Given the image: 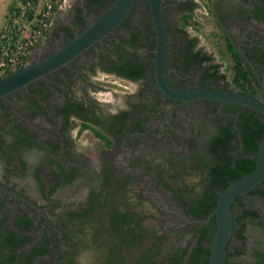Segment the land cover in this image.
Masks as SVG:
<instances>
[{"label": "flooded vegetation", "instance_id": "flooded-vegetation-1", "mask_svg": "<svg viewBox=\"0 0 264 264\" xmlns=\"http://www.w3.org/2000/svg\"><path fill=\"white\" fill-rule=\"evenodd\" d=\"M111 1L63 0L54 12L55 21L51 30L33 47L30 61L63 45ZM161 3L166 34L165 77L170 85L178 88L201 86V75L206 65L219 64L213 53L199 44L198 35L187 28L189 24L180 23L179 16L186 11L191 13V19L199 22L194 15L200 11L214 16L217 26L230 36L239 51L242 64L252 80L245 92L258 98L264 97V0H161ZM134 9L147 15V22L141 30L143 34L136 41L147 47L144 56L128 55L125 50L133 47L122 44V41L114 40V43L110 32L68 63L0 97V264H77L74 254L77 248L84 249L79 243L82 236L94 233L99 238L95 245L103 246L101 238L110 233L108 228L113 214L125 215V219L122 218L125 228L128 223L136 228L138 224L143 225L144 214L132 206L136 200L129 195V184L133 181L131 172L139 171L134 161L144 160L139 158L133 161L131 151L137 146L131 142L140 144L146 135H151L153 139L156 137L162 128L153 131V119L162 117L166 105L170 106L166 110L165 140L178 138L176 136L181 134L179 138L184 142L185 153L193 150L190 145L192 141L199 140L195 137L197 133H204L208 137L223 124L235 133L236 120L241 118L243 111L264 123V116L248 105L215 99L182 101L162 93L154 79V28L149 3L139 0L130 11ZM192 38H196L190 47L192 51L201 48L202 52L211 56L200 65L186 55ZM108 42L114 45L110 47ZM94 47H97V52L93 55L101 54L100 65L105 74L141 82L140 99L132 110L114 111L107 106L110 105L108 101L101 100L103 105L96 101H100L99 98L95 100L86 92V85L91 82L83 78L86 74L81 73L84 68L83 56ZM127 58L143 67L139 76L117 71L115 66ZM231 59L229 55V62L232 63ZM218 72L224 73L220 64ZM80 79L87 82L81 89L82 94L77 89L81 85ZM230 80L225 74L222 82ZM204 85L217 84L209 79ZM193 102L201 103L200 110L195 111ZM178 111L191 118L188 127L177 118ZM117 115L121 116V120L116 121ZM174 124L179 125L180 129H176ZM86 129L102 140L107 157L104 158V151H90L85 148L86 145L84 147L76 142L74 137ZM96 130L108 140L97 134ZM237 133L238 136L231 137L230 145L233 147L228 150L233 156L237 153V146L241 147L242 143L240 131ZM119 137L122 143L121 148L117 149L114 141ZM153 139L150 137L151 141ZM141 166V170L145 171L147 165L141 163ZM96 171L101 172L99 184L87 182L84 187L73 185L80 177L83 178L81 172ZM70 184L72 192L69 191ZM165 189L172 195L170 190ZM263 189L264 178L233 199V214L239 218L227 239L229 254L227 257L224 255L222 264H264ZM176 203L180 205L178 201ZM53 206L56 207L55 211ZM181 208V213L177 209H173V213L181 214L187 225L195 222L204 224L211 215L194 218ZM248 225H257L261 229L262 237L255 243L248 240ZM84 229H88V233ZM196 234L189 228L190 240L178 245L186 247L178 264L186 263ZM11 235H15L16 239L12 249L2 242ZM85 264L93 263L86 261Z\"/></svg>", "mask_w": 264, "mask_h": 264}, {"label": "rangeland", "instance_id": "rangeland-1", "mask_svg": "<svg viewBox=\"0 0 264 264\" xmlns=\"http://www.w3.org/2000/svg\"><path fill=\"white\" fill-rule=\"evenodd\" d=\"M3 1L4 0H0V7H2L0 12L4 11L0 14V27L6 19L7 12L11 8H14L17 3L21 2V0H7L4 7L2 6ZM201 1L203 2V0ZM204 1L208 2V0ZM62 2L63 0L59 1V4L61 5ZM59 4L57 7L60 6ZM176 15L177 13L175 16ZM210 15L211 14H204L203 12L201 13L200 11H197L194 16L199 20V22H195L193 19H190L187 23L189 25H184H187L189 30H193L192 32L198 35L199 44L201 46H205L207 50L213 53L214 58L218 61L223 72L227 75V79H231L232 67L231 62H229L230 53L226 50L223 31L217 26L214 21V16ZM146 16L147 15H144L141 10L137 11V9H134L130 11V13L125 16L123 22H121L112 31L113 42L114 40H117V42L122 41L123 43L124 39L129 38L131 32H141L147 22ZM54 21L55 17L53 16L49 31L51 30ZM112 45H114L112 42H108V46L111 47ZM146 48L145 44L137 42L135 47L131 50H125V52L128 55L141 57L144 56ZM96 50L97 47H94L93 49H90L88 54L83 56L84 68L81 70V73L86 74L83 78H87L91 84H87V82L84 81L85 79H80L81 85L77 86L78 93L82 94L81 89H83L87 84L86 92L95 98V100L99 98L100 101L96 100L97 102L105 105L101 100L108 101L110 105L107 106H110V108L114 111H118L120 109L132 110L135 105L138 104L140 99L139 92L142 87L141 82L127 80L112 74H105V72L101 70V54H96L98 56L93 55L94 52H97ZM30 60L31 56H29V61ZM226 82L227 81H224V83L220 82V84L228 86L229 88L233 87L231 80L227 83ZM192 105L195 106V111L197 109L200 110L201 103L193 102ZM169 106V104L165 106V112L161 118L153 119L154 124H152V130L157 131L158 127L162 128L154 139L151 135H146L141 140L142 143L140 144H137L134 141L131 142L137 146L136 149L131 151V153L133 152L134 154L132 157L133 161L139 158H142L141 160L144 161H134V163L138 165L136 169L139 171L131 172L133 181L129 184V195L136 200L135 203L133 202L132 206L135 210L144 214L143 225L154 229L157 233H162L167 237L165 240L163 239L160 241V247H163L164 250L170 244L173 245V243L177 245L186 244L191 238L189 236V228H191L193 223L189 224V226L183 222L181 214L173 213V209H177L181 213L182 208L176 203L177 200L167 192L165 187H162L160 180H166L170 184L176 186H178L181 182L182 184H194L197 182V184L200 185L198 183L200 179L199 171L196 169L193 159H190L189 154L184 151V142L179 138L181 134L176 136L178 138L165 140V138H167V134L164 130V125L167 118L166 110ZM177 114L179 121H181L185 127H188V122L190 123L191 118L189 119V116L183 114L182 111H178ZM174 125L176 129H180L179 125ZM127 132L129 131L127 130ZM203 134L204 133H202V135ZM150 137L154 141H151ZM74 138L76 142L82 143L84 147L86 145L87 147L85 148L90 151H104L102 140L94 137L89 129L83 130L81 134L78 133V135ZM114 142L117 149L121 148V137L118 139L116 138ZM125 143L129 142L125 141ZM103 154L105 155L104 158L107 157L105 151ZM143 154H145L144 157H142ZM101 159L102 158H100V160ZM124 161L125 160L122 162ZM101 162L99 164H101ZM141 163L147 165V168H144L145 171L141 170ZM81 175L83 178L80 177V180L76 181L74 184L72 183L73 185H81L84 187L87 182L96 184L100 183L101 172H81ZM157 178H159V181ZM81 180L83 181L82 183H80ZM72 184L69 185L70 192L73 191V187H71ZM134 199L130 200L133 201ZM54 208L56 207H52L53 211H55ZM84 232L88 233V229H84ZM246 234L249 236L248 240L251 243H255L262 237L261 229L257 225H248ZM89 236L90 233L88 235L84 234V236H82V241H79V243L84 246V249L77 248L75 254L73 252L77 264H85L86 261H88V263L96 262L99 259L98 257L102 255V251L105 250L103 247L106 244L105 241L107 242V240L104 238L103 246H93L95 249V257H92L93 248L90 245L91 243H88ZM151 241L152 239L149 240V243ZM146 245L148 244L146 243ZM88 247L90 248L88 249Z\"/></svg>", "mask_w": 264, "mask_h": 264}, {"label": "trees", "instance_id": "trees-1", "mask_svg": "<svg viewBox=\"0 0 264 264\" xmlns=\"http://www.w3.org/2000/svg\"><path fill=\"white\" fill-rule=\"evenodd\" d=\"M190 19L191 13L188 11L179 16V20L183 25L187 24ZM222 31L226 50L232 58L231 67L233 71L231 82L236 89L247 91L246 86L250 85L252 81L249 77V72L246 66L242 64L239 51L236 49L230 36L224 30ZM142 34V32H131L130 38L124 39L122 44L135 47L136 41ZM195 41L196 38L190 39L186 55L196 60L198 65H200L203 60H207L211 56L202 52L201 48L192 51L190 47L194 45ZM218 65H206L204 74L201 75V86H206L204 82L213 79L217 85L206 87L221 88L220 85L222 84L220 82L224 83L222 80L225 78V73L218 72ZM115 67L119 72L134 76H139L143 68L130 58H127L123 63ZM229 105L233 108L235 107L233 103H229ZM115 119L116 121L121 120V116L117 115ZM236 124L235 133L223 124L219 125L217 131L208 137L200 135V133L195 135L199 140L194 141V143L192 141L190 146L193 150L188 154L190 159L194 160L196 169L199 171L200 179L198 183L200 185L197 182L194 184H182L181 182L176 186L166 180H160V183L172 192L173 197L190 217L201 218L211 213L204 224L200 222L192 224L191 230H194L197 234L193 248L189 252L185 264H207L210 256V242L216 229L214 209L219 192L230 181L249 173L254 167L258 143L264 132V123L257 117H253L251 113L243 111L241 118L236 120ZM84 125L86 124L84 123ZM239 131L242 143L241 147L237 146V153L233 156L228 151L233 147L230 145V139L231 137L238 136L237 132ZM97 134L102 135L108 140L101 132L97 131ZM251 153H254V155H250ZM157 180L159 181V178ZM261 192L264 194V189ZM124 216V214L120 215L118 213L112 215L110 227L108 228L110 233L104 237L107 240V242L105 241V250L102 251V255L93 264H146L149 262L165 264V261L168 264H178L180 262L186 247H179L173 243L175 247L170 244L164 250L163 247H160V241L167 238L164 234L157 233L154 229L145 227L142 224H138L136 228L134 225L128 223L127 228H125V223L122 220ZM238 218L233 214L232 229L236 227ZM104 238H101V242L103 243ZM97 239L99 240L96 234H90L88 243H91L92 248L97 243ZM150 239L152 241L149 243ZM14 241H16L15 235L5 237L2 240L10 249H12ZM152 248L155 250L152 251ZM228 254L227 247L225 246V257ZM93 255L95 257V250ZM8 263L11 264V262Z\"/></svg>", "mask_w": 264, "mask_h": 264}, {"label": "water", "instance_id": "water-1", "mask_svg": "<svg viewBox=\"0 0 264 264\" xmlns=\"http://www.w3.org/2000/svg\"><path fill=\"white\" fill-rule=\"evenodd\" d=\"M139 0H112L103 11L92 18L63 45L47 55L27 62L21 67L0 76V97L26 85L35 78L68 63L103 37L112 32ZM154 28L153 72L158 88L166 96L182 101L215 99L248 105L264 116V97L258 98L236 88H211L192 86L178 88L170 85L165 77L166 34L161 0H147ZM264 178V132L259 140L253 169L230 181L217 197L214 215L216 229L210 242L207 264H222L225 246L233 225L231 203L239 194L247 191Z\"/></svg>", "mask_w": 264, "mask_h": 264}, {"label": "built area", "instance_id": "built-area-1", "mask_svg": "<svg viewBox=\"0 0 264 264\" xmlns=\"http://www.w3.org/2000/svg\"><path fill=\"white\" fill-rule=\"evenodd\" d=\"M59 1L21 0L7 12L0 27V76L29 62L33 47L50 29Z\"/></svg>", "mask_w": 264, "mask_h": 264}, {"label": "crops", "instance_id": "crops-1", "mask_svg": "<svg viewBox=\"0 0 264 264\" xmlns=\"http://www.w3.org/2000/svg\"><path fill=\"white\" fill-rule=\"evenodd\" d=\"M6 2H7V0H4V1H3V5H2V6H4V7H5V4H6ZM0 6H1V5H0ZM1 9H2V7H0V10H1ZM3 12H4V11H1V12H0V14H2Z\"/></svg>", "mask_w": 264, "mask_h": 264}]
</instances>
